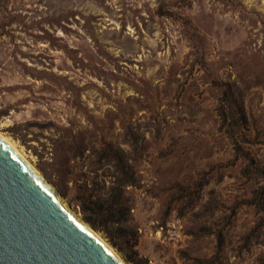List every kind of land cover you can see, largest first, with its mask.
<instances>
[{
  "label": "rangeland",
  "instance_id": "1",
  "mask_svg": "<svg viewBox=\"0 0 264 264\" xmlns=\"http://www.w3.org/2000/svg\"><path fill=\"white\" fill-rule=\"evenodd\" d=\"M0 131L130 264H263L264 0H0Z\"/></svg>",
  "mask_w": 264,
  "mask_h": 264
},
{
  "label": "water",
  "instance_id": "2",
  "mask_svg": "<svg viewBox=\"0 0 264 264\" xmlns=\"http://www.w3.org/2000/svg\"><path fill=\"white\" fill-rule=\"evenodd\" d=\"M38 171L0 137V264H128Z\"/></svg>",
  "mask_w": 264,
  "mask_h": 264
},
{
  "label": "trees",
  "instance_id": "3",
  "mask_svg": "<svg viewBox=\"0 0 264 264\" xmlns=\"http://www.w3.org/2000/svg\"><path fill=\"white\" fill-rule=\"evenodd\" d=\"M228 104H231L232 106H229ZM239 104L234 100V98L231 96L230 92L226 93L225 99L223 100V104L221 106V117L223 125L227 126V130L229 134H234V126H237L240 120H246L247 116L245 114V110L243 107L238 106ZM235 106V107H234ZM235 116V117H234ZM233 118L234 121L229 123V119ZM238 147V151L240 152L242 150V147L240 144L236 143ZM115 192L120 193L122 189L114 190ZM259 191V190H258ZM256 191L253 195V199L250 200V203H255L256 199L259 198V201L256 202V206L264 212V206L262 204V195L259 194V192ZM115 192H112L110 196H98L95 198H91L90 201L83 204L76 203L79 208L85 212L86 210H90L93 216L87 217V221L92 224L93 226L97 225V220L95 218V215L100 216L104 212H110V214L116 215L118 213V195H116ZM262 263L264 264V257L261 258Z\"/></svg>",
  "mask_w": 264,
  "mask_h": 264
},
{
  "label": "bare ground",
  "instance_id": "4",
  "mask_svg": "<svg viewBox=\"0 0 264 264\" xmlns=\"http://www.w3.org/2000/svg\"><path fill=\"white\" fill-rule=\"evenodd\" d=\"M67 13H69V12H67ZM71 13V12H70ZM67 15V14H66ZM0 137H2V139L6 142V143H8V145L14 150V151H16L20 156H21V158L23 159V160H25L26 162H27V164H29L33 169H37L31 162H30V160L27 158V156L23 153L24 151H22V150H20L12 141H11V139H9L7 136H5L1 131H0ZM38 170V169H37ZM39 172V171H38ZM40 173V172H39ZM59 197V199L63 202V204L67 207V208H69L70 209V211H71V213H73V215H75L80 221H83V218H84V216L82 215V213L78 210V209H76V208H72L71 207V205L68 203V201L66 200V198L65 197H62L61 195L60 196H58ZM72 209V210H71ZM86 219V218H85ZM85 225L87 226V227H89L88 226V224H86L85 223ZM90 229V228H89ZM92 230V229H91ZM100 239H102L103 240V242H105V244L107 245V246H111L112 247V244L110 243V242H108L103 236H102V234H100V233H97V232H95L94 230H92ZM104 238V239H103ZM113 248V247H112ZM114 249V248H113ZM115 250V249H114ZM119 251V250H118ZM119 253V255H122V253H120V251L118 252ZM123 256V255H122ZM124 257V256H123ZM126 262H128V261H126ZM128 264H130L129 262H128Z\"/></svg>",
  "mask_w": 264,
  "mask_h": 264
}]
</instances>
